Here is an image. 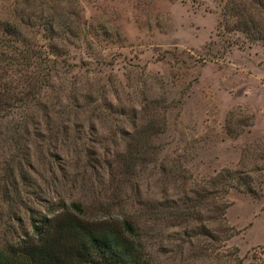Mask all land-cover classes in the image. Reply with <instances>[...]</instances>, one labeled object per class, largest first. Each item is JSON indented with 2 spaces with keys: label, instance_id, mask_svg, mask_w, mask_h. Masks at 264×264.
Listing matches in <instances>:
<instances>
[{
  "label": "rangeland",
  "instance_id": "obj_1",
  "mask_svg": "<svg viewBox=\"0 0 264 264\" xmlns=\"http://www.w3.org/2000/svg\"><path fill=\"white\" fill-rule=\"evenodd\" d=\"M254 1L0 0V23L29 21L26 39L57 44L65 87L100 106L86 112V143L36 161L12 200L0 193V242L78 200L101 220H132L155 264H264V38L228 17ZM252 16L263 29L259 6ZM150 119L160 132L146 169L121 174L115 155ZM202 226L214 239L194 235Z\"/></svg>",
  "mask_w": 264,
  "mask_h": 264
},
{
  "label": "trees",
  "instance_id": "obj_2",
  "mask_svg": "<svg viewBox=\"0 0 264 264\" xmlns=\"http://www.w3.org/2000/svg\"><path fill=\"white\" fill-rule=\"evenodd\" d=\"M254 3H235L228 17L232 21L238 19L234 24L237 30L249 31L253 39L264 38V28L260 29L252 16L255 6L264 13V0ZM22 25L26 30L35 28L23 20L0 23V163L4 162L0 167V193L7 200L20 193L22 179L36 161L44 163L49 157L55 158L60 152L54 150L68 142L86 143L90 137L83 128L92 122L86 112L89 107H100L93 105L91 96H85L81 103L76 86L65 87L60 77V65L64 64L58 45L26 39ZM141 122H133L135 126L142 125L135 132V143H128L126 154L115 155L119 164L123 162L121 174L132 175L140 165L147 167L149 142L160 131L155 119ZM31 147L36 150L33 152ZM85 150L90 156L91 152ZM106 167L113 175L112 164ZM248 181L241 186L258 195L251 187L252 181ZM86 209L82 201L72 200L41 218H33L32 236L28 233L27 237L0 242V264H155L144 253L132 220H115L110 217L112 214H105V220H101ZM194 217L191 215L188 220ZM202 227V231L192 227L194 235L214 239L213 230ZM205 251L203 256L207 255Z\"/></svg>",
  "mask_w": 264,
  "mask_h": 264
}]
</instances>
